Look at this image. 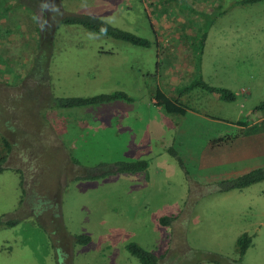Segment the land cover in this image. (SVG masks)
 I'll return each mask as SVG.
<instances>
[{"label": "rangeland", "instance_id": "1", "mask_svg": "<svg viewBox=\"0 0 264 264\" xmlns=\"http://www.w3.org/2000/svg\"><path fill=\"white\" fill-rule=\"evenodd\" d=\"M240 1L61 0L62 10L52 9L49 26H43V50L30 36L16 39L14 30H22L17 15L13 24L11 11L1 13L0 38L6 40H0V131H8L12 154L8 170L0 172V219L16 222L0 227L4 264H63L58 248L70 264H141L129 244L163 256L160 264H234L243 233L252 244L240 264H264V181L219 191L224 186L218 181L230 169L247 167L245 147L145 143L147 128H171L184 116L157 109V90L185 109L229 124L264 118L263 110L254 111L264 101V2ZM69 15L96 18L149 46L61 23ZM199 81L235 99L192 88ZM118 92L130 100L56 106L57 99ZM86 124L97 125L81 131ZM263 126L251 131L264 133ZM53 136L79 159V168L73 169ZM142 147H160L163 155L149 160L145 172L106 176L115 163L140 161ZM76 236L89 242L76 243Z\"/></svg>", "mask_w": 264, "mask_h": 264}, {"label": "crops", "instance_id": "2", "mask_svg": "<svg viewBox=\"0 0 264 264\" xmlns=\"http://www.w3.org/2000/svg\"><path fill=\"white\" fill-rule=\"evenodd\" d=\"M40 1H41L40 8L33 9V8L27 6L25 3L18 2V4H17L16 0H0V19H1V13L8 9L9 11L12 12L10 21H11V23L15 24L14 20H15V16L17 15L19 21H16V20L15 21H16V24H18V22H20V26H21L22 30H20L19 32H18V29L14 30V32H16L15 38L21 39V40H27L26 36H30V40L35 41L36 44L39 45V49L43 50V47L45 45L48 46L47 42L43 39V36H42L43 26H49V24H50L49 19L47 18V15L50 13V11L52 9H55L56 12L58 10H60V8L62 10V6H61V0H40ZM57 1H60V6H58V4H55V3H57ZM15 4H16V6H15ZM48 4H50V5H48ZM39 9H41V10H39ZM24 11H27V13H28L27 18L28 17L30 18V15L32 16L31 19H27V20L29 23L33 21V23H34L33 28H30V29L28 28V23L25 22ZM54 15H55V13L52 16H54ZM37 34H39V35H37ZM0 40L2 42V41H5L6 39H2V36H1ZM53 43H54V40L50 43V48L52 47ZM13 49L15 50L17 48H13ZM13 49H12V51H13ZM34 81L36 83H39L40 80H39V78H35ZM12 83H13V85L16 84L15 81H12ZM74 96H78V95H74ZM1 97H2V94H0V99H1ZM42 99H43V97L42 98L40 97V99H38V100L42 101ZM98 106H100V105H98ZM47 108L49 110V107H47ZM156 108L159 109L160 106L156 105ZM63 109H62V111H63ZM72 109H75V108H72ZM72 118H73V116L70 117L69 119H72ZM182 119L183 120L178 122V123L175 122L174 126L171 128L167 124H164V126H162V127H161V125H153V127L147 128V130L145 131V133H146L145 136L147 137V140L145 143H147L149 145L156 144V145L161 146V145H164L165 142H168V140H171L172 144H174L175 142H177V143L183 142L187 146H193V145L201 146L204 144L206 146H208V144L213 142L215 145H219L220 147H222L223 149H227L228 151L235 150V147L240 146V145L245 147V150H246L245 165L247 167H245L243 165L244 166L243 169H239V166L236 169L235 168L230 169L229 173L225 176L222 175L223 176L222 180H219L218 182L231 180V179H234V178H236L242 174H246L252 170H255L258 168H264V163H263L264 156L263 157L260 156V155H264V149L260 148V147L254 148L257 146H264V133H262V132L256 133V132L251 131L254 128V126H256L257 124H263L264 118H261V119L258 118L252 124H249V125H243V124H241V122H238V123L234 122L232 124H229L222 119L210 117L208 115L200 113L197 110L185 109V114L182 117ZM77 122H78V120L76 121V123ZM224 123H226V126H224ZM96 125H87L86 124V126L81 127V131H83V130L88 131V129L90 131H92V129ZM44 126H46V124H44ZM0 127H1V124H0ZM156 127H158V128H156ZM237 130H238V132H237ZM231 131H232V133H231ZM263 131H264V126H263ZM7 132L8 131H6V130L4 132L0 131V134L8 140V142L10 143V145L12 147V142L9 140V138L7 136ZM167 132H169V134H168V138L166 139ZM11 134L12 135H10V139L15 138L14 133H11ZM86 134H87V132L85 133V135ZM140 135H142V133ZM75 141H74V144H75ZM42 143L49 144L48 141L45 142V139H44V142H42ZM52 143L53 144L55 143L60 147V149H61L60 152L62 151L64 153V154L63 153L62 154L66 156V159L71 163L72 167L74 166L73 169H76L77 167L79 168L81 166L79 159L77 157H75L73 154H70L71 151L70 152L66 151L65 145L63 144L62 141H60L58 139V137L53 136ZM159 148H156L155 150L153 148H150V152H146L145 148H143V147L141 148V150H140V161H146L147 162V169L150 167L149 162L152 161L154 159V157L163 155V154H161V151L159 152ZM155 151H158V152L154 153ZM162 151H164V149ZM11 154H12V150L10 153V157H11ZM256 154H260V155H257L254 157L253 155H256ZM138 159L139 158L134 159V160H138ZM6 170H8V169L5 168L4 171H6ZM91 176H92V174H89V177H91ZM206 182H208V183L212 182L213 183L214 180L208 179ZM246 188H248V187H246ZM241 190H243V189H236L235 191H241ZM231 191H234V190H231ZM174 221H175L176 225L179 224L178 220L174 219ZM174 221H173V223H174ZM187 222H189V221H187ZM2 227L7 228L6 226H2ZM243 234H246V233H243ZM252 237H254V236H252ZM236 241H237V239H236ZM251 244H252V238H251ZM58 250H60V251L59 252L55 251L56 256L62 257L63 264H70V262L67 261L68 257H69L68 253L66 251H63L60 248H58ZM69 253H70V250H69ZM4 262H5V257H2V252L0 251V264H4Z\"/></svg>", "mask_w": 264, "mask_h": 264}, {"label": "trees", "instance_id": "3", "mask_svg": "<svg viewBox=\"0 0 264 264\" xmlns=\"http://www.w3.org/2000/svg\"><path fill=\"white\" fill-rule=\"evenodd\" d=\"M264 0H241L240 4L242 5H251V4H258L262 3ZM61 23L66 25H79L82 26L91 32H95L97 34H103L106 36H111L115 39L123 40L127 43H130L135 46L139 47H148L149 44L146 40L140 39L130 33L122 32L119 30H114L106 23L92 17L88 16H71L69 15L65 19H62ZM205 36L202 38L201 41V51L203 47ZM201 53V52H200ZM200 87L201 89L207 91L208 93L215 95L216 97L225 100V101H233L235 99L234 94L226 89L216 88L205 84L202 81H199L198 84H194L192 88ZM187 91V89H185ZM115 100H130L124 93H114L112 95H97L90 98H68V99H57L56 106L59 108H80L86 106H98L105 103H109ZM155 105L162 107L167 114H175V115H184L185 108L180 106L178 102L174 103L171 102L161 91H156V95L154 96ZM264 111V101L261 102L257 107L254 108V111ZM12 147L8 140L0 134V172L4 171L6 167L4 165L10 158ZM105 166V165H103ZM147 169V162L146 161H136V162H125V163H115L110 171L105 172L107 174H135L138 172H144ZM104 173L102 175H105ZM102 175H98L103 177ZM96 176V177H98ZM93 176L89 177L88 179H92ZM264 181V168H258L252 170L246 174H242L234 179L227 180L220 182L222 183L223 188L219 191H230L233 189H244L249 187L253 184L259 183ZM161 223L167 224V220ZM16 222L13 221H3L0 219V227L6 226L11 227L15 225ZM75 242L79 244H85L89 242L88 237L84 236H76ZM251 245V237L247 234H243L240 236L235 244L236 253L239 257L238 260L234 262L237 264L241 263V258L245 254L246 250ZM128 251L130 254L135 256L141 264H160L161 258L154 256L152 253H149L143 249H141L138 245L129 244L127 246Z\"/></svg>", "mask_w": 264, "mask_h": 264}]
</instances>
